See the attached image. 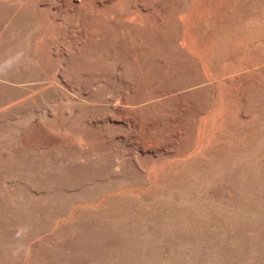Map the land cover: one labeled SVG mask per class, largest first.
Returning a JSON list of instances; mask_svg holds the SVG:
<instances>
[{"label": "rangeland", "instance_id": "rangeland-1", "mask_svg": "<svg viewBox=\"0 0 264 264\" xmlns=\"http://www.w3.org/2000/svg\"><path fill=\"white\" fill-rule=\"evenodd\" d=\"M0 264H264V0H0Z\"/></svg>", "mask_w": 264, "mask_h": 264}]
</instances>
